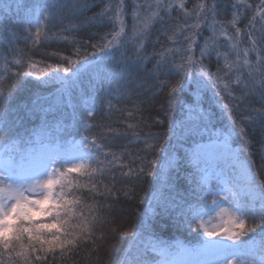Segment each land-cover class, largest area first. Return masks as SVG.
Segmentation results:
<instances>
[{
  "label": "snow or ice",
  "instance_id": "1",
  "mask_svg": "<svg viewBox=\"0 0 264 264\" xmlns=\"http://www.w3.org/2000/svg\"><path fill=\"white\" fill-rule=\"evenodd\" d=\"M91 6L89 0H60L57 3L45 0L44 3L35 5L34 10L19 21L25 26L21 29L26 33L23 37L5 23L7 16L5 22H0V29L7 32L9 42L23 39L33 46L42 40L53 38L68 40L69 37L58 33L50 36L49 26H54L58 17L61 21L68 17H79ZM177 6L184 11L186 18L195 16L197 22L169 25L168 27L173 30L167 38L174 45L184 32L200 28L202 16L206 22V12H210L213 17L216 15L215 4L209 7L204 0H199L191 11L185 7L184 0H178ZM12 7L13 4L0 0V10L5 13ZM16 7L19 9L20 4L17 3ZM172 8L173 3H166L165 0H150L145 5H136L132 13L133 26L129 34L124 19V0H120L118 4L114 6L107 4L99 13L85 18V24L97 21L102 23L107 18L112 25V30L104 34L102 42L91 44L93 49L91 53L86 50L82 52L80 45L73 38L69 42L77 43L73 53L75 58L61 55L60 62L56 65L39 67L38 63L28 61V70L19 72L9 66L11 63L23 67L24 61L19 56L10 62L6 57L3 58L0 66L5 72H10L14 80L11 85L5 87V77L0 76V135L10 136L13 126L24 117L40 116L42 113L44 127H48V110L42 108V98L39 96L34 95L29 102L12 109L16 114L15 119L12 118L9 106L14 91L18 87H23L24 77L34 76L41 84H58L57 91L62 100L65 97L71 99L72 92L79 86L82 77L90 73L94 74V79L99 81L101 88L107 85L109 95L113 92L123 95L125 90L130 91L128 85L134 80L133 69L138 74L146 68V62L149 60V57L144 55V48L154 24L160 21L162 30L167 34L168 28H163L162 12L170 14ZM257 16L260 21L258 29ZM239 19L240 17L234 13L230 21L231 27L235 29L234 36L229 35L223 28L219 32V36H224L230 42L229 48L235 53V59H229L230 53L223 54V67L227 70L223 75L221 69L210 72L203 63V58L210 56L219 46L215 23L211 26L212 35L200 48L199 58L192 54L195 43V33H192L183 37V41L187 42L186 48H164L161 52L155 53L158 57L156 64L148 70V74L157 79L161 72L166 76L176 77L175 82L162 81L160 88L156 90L159 92L165 87L168 89L165 102L160 107L167 115L166 132L169 142L178 127L186 129L190 135L207 130L213 116L211 111L203 107L209 83L216 89V95H220L223 90L235 102V108L239 109L244 105L243 112L247 113L237 121L233 116L234 109L228 104L223 105L231 125L221 133L222 139L217 138L209 145H197L184 158L195 169L190 179L192 194L204 200L208 196L212 197L210 202L189 205L191 222L199 224V227H193L192 231L202 232L206 238L200 241L199 248L195 250L198 255L205 257L197 264H264V180L260 178V169L253 171L256 165L253 159V142L248 132L249 127L255 129L258 126L264 133V55H261L264 52V0H261L257 12L249 21L250 47L243 49L240 48L242 30L237 26ZM78 27L77 24H70L61 32H72ZM253 32H258V35H253ZM129 44L132 46L131 55L128 54ZM250 53H256L255 62L249 59ZM173 54L180 55L179 62H176ZM220 56L217 51L218 60ZM105 57L115 59L110 65H106ZM33 69L38 71L33 72ZM233 85L240 89L239 96L234 95ZM142 95L146 99L140 100L132 109L126 111V119L135 122L127 123V128L123 132L124 136L131 133L133 139L129 143L142 141L144 144L143 149H138L134 157L126 150L120 153L113 152L110 144L99 142L96 136L90 139L88 133L93 127L90 123L83 125V134L78 140L56 138L44 143L43 136L35 140L29 136L23 141L29 147L22 151L19 148L20 140L13 139L6 146L5 154L0 156V264H34V259L45 260L48 253H54L56 250L62 255H67L76 249L79 241L92 239V227L96 223L114 222L102 216L106 209L111 210V205H105L96 198H118L120 193L114 190L117 168L120 169L121 182L125 186L143 177L151 178L158 186L149 197L150 209L152 202L162 213H170L172 209L179 207L173 198H165L158 193L165 188L175 190V185L171 182V173L179 168L180 158L175 152H170L165 144L159 142L160 134L141 135L144 126L150 127L144 123L140 115L143 111L142 105L149 98L147 92ZM255 102L261 106L255 107ZM96 106L97 97L89 94L84 100L85 116L82 119L91 120L96 115ZM107 107L109 110L114 107L111 100L107 101ZM178 114L186 115L187 119L178 120ZM157 123L163 124L164 121ZM106 132L116 137L122 135L119 128L110 125L107 126ZM234 139L241 141L240 147H232L231 142ZM259 152L261 169H264V141L260 144ZM125 155L129 156L132 162L139 161V167L134 168L130 163L123 162ZM150 155L155 158L149 160ZM211 160L217 162L226 160L231 168L229 178L221 179L218 176L215 186L206 167ZM124 168L128 170L123 171ZM109 177L113 181L111 186L104 183ZM133 191L134 188H128L123 191V195L131 200L133 196L130 193ZM85 192L92 199V204L87 206L90 219L85 217L83 210L77 211L84 203ZM140 202L145 201L141 198ZM212 213H215V216H212ZM206 215L210 217L209 223L211 219L216 218L224 220V217H227V220H224L223 225L209 228L204 221ZM249 220L257 222L249 226ZM138 227H146L143 220H139L138 225L133 226V237L136 236ZM116 231L113 229V234H116ZM119 235L123 236L125 233L119 232ZM99 239L103 240V235ZM156 250L154 246L153 251ZM117 264H145V261L139 255L131 260L121 256ZM159 264L187 262L173 259L163 260Z\"/></svg>",
  "mask_w": 264,
  "mask_h": 264
},
{
  "label": "trees",
  "instance_id": "2",
  "mask_svg": "<svg viewBox=\"0 0 264 264\" xmlns=\"http://www.w3.org/2000/svg\"><path fill=\"white\" fill-rule=\"evenodd\" d=\"M6 2L13 4V7L7 13L0 10V22H5V16H7L8 19L5 23L10 28H14L23 37L26 33L21 31V29L25 26L20 24L19 21L27 13L33 11L35 5L42 4L45 0H6ZM48 2L57 3L60 0H48ZM119 2L120 0H89L92 6L83 15L76 18L68 17L62 21L58 17L54 22V26H49V35L58 33L69 37L68 40L53 38L47 41L42 40L38 45L33 46L23 39H20L18 42H9L7 32L4 29H0V65L3 63V58L6 57L10 62L17 56L24 61V64L23 67H17L10 63L9 66L14 71L23 72L28 70V61L38 63L39 67H45L49 64L56 65L60 62L61 55L73 56L74 50L77 47V43L69 42L73 38L80 45L82 52L84 50L89 53L93 52L91 44L102 42V37L105 33L112 30V25L107 18L102 23L97 21L93 24H85V18L99 13L107 4L114 6ZM149 2L150 0H124V19L126 30L129 34H131L133 26L132 13L135 6L138 4L145 5ZM165 2L173 3L170 14L162 12L164 17L163 28H168V32L165 34L162 30L160 21L154 24L144 48V55L149 57V60L146 62V68L138 74L133 69L132 75L134 80L128 85L130 91L125 90L123 95L116 92L109 95L107 85L105 84L101 88L99 81L94 79V74L92 73L82 77L79 86L72 92L71 99L65 97L63 100L57 91L59 88L58 84H41L34 76L22 78L23 87H18L14 91V96L9 106L12 118L15 119L16 115L12 112V109L16 108L17 105L29 102L35 95L42 98L41 106L48 110V127H44L45 120L43 119V113L40 116L24 117L21 122L13 126L10 136L0 135V156L5 154L6 146L13 139L21 141L19 144L21 151L29 147V145L23 143L29 136L33 140L39 136H43L44 143H48L49 140H55L56 138H60L61 140H71L74 138L78 140L83 134V125L90 123L93 125L91 131L88 133L90 139L92 136H96L99 142L110 144L113 152L120 153L126 150V152L131 153L132 157H134L137 155L138 149H143L144 144L142 141L139 143H129L133 139L131 133L127 136L123 135V132L127 128V123L135 122L126 119V111L132 109L140 100H145L146 98L142 93L147 92L149 98L142 105L143 111L140 115L143 117L144 123L150 125V127L144 126L141 135L143 136L147 133L160 134L159 142L165 144L170 152H175L180 158L179 168L173 170L171 173V182L175 185V190L170 191L165 188L158 193V195H162L165 198H173L179 207L172 209L170 213H162L161 209L152 202V208L150 209L149 203L151 201L149 197L152 192L157 190L158 186L148 177L133 180L125 186L121 182L120 169L117 168V182L114 190L119 191L118 198H96L105 205H111V210L106 209L102 213V216L106 220L114 222L96 223L92 227L93 237L90 241H79L76 249L67 255H62L59 250H56L54 253H48L45 260L35 261L33 258L34 264H117L121 256H125L131 260L138 255L144 258L145 264H159V262L167 260L168 257L172 256L181 246L195 249L196 245L200 244V241L203 240L202 232L192 231L193 227L198 226L191 222L189 205H198L210 202V200L198 199L197 196L192 194L190 179L195 173V169L184 158L197 145H207L216 141L217 138L222 139L221 133L231 125L227 110L223 108V105L228 104L229 107L234 109L233 116L237 121L242 118V115H247V113L243 112L244 105H241L239 109L235 108V102L223 90H221L220 95H216V89L209 83L205 92L203 107L211 111L213 116L207 130H201L196 134L190 135L186 129L178 127L169 142L166 132L167 115L160 107L165 102L168 89L165 87L162 91L157 92L156 90L160 88L162 81L175 82L176 77L166 76L164 72H161L157 79L154 76H150L148 70L152 69L156 64L158 57L155 56V53L161 52L164 48H186L187 42L183 41V37L192 33H195L192 54L194 57L199 58L200 48L204 45L205 40L212 35L211 26L213 23H215L218 36L221 28L225 29L229 35L234 36L235 29L230 24L234 13L240 17L237 23V26L242 30L240 48L250 47L248 25L250 19L257 12V7L260 5L261 0H204L209 7L215 4V17L210 12H206V22H204L205 17L202 16L200 28L184 32L183 35L178 37V42L175 45L167 38L173 30L168 26L183 25L184 23L193 24L197 21L195 16L185 17L184 11L177 6L178 0H165ZM184 2L185 7L191 11L199 0H184ZM17 3L20 4L19 9L16 7ZM248 5H251V7H248ZM70 24H77L79 27L72 32H61L62 29H67ZM256 26L257 29L260 26L258 16ZM34 31L35 29L33 28ZM253 35H258V32H253ZM229 44L230 42L224 36H219L217 50L212 51L210 56L203 58V63L210 72H216L219 68L223 75V72L227 71L223 67V54L226 52L230 53L229 59H235V53L231 52ZM217 51L221 54L219 60L217 59ZM128 54H132L131 44L128 46ZM116 55L118 56L119 53ZM261 55H264V52ZM73 58L75 57L73 56ZM173 58L176 62H179L180 55L173 54ZM114 59L115 57H105V64L110 65ZM249 59L255 62L256 53H250ZM32 71L37 72L38 69H33ZM61 75L63 74L61 73ZM0 76L5 77V87L13 83L14 78L11 73L5 72L2 66H0ZM225 79H228V77H225ZM139 85H142V87ZM233 92L236 96L240 95V89L235 85H233ZM89 94L97 97L96 115L91 120L82 119L85 116L84 100ZM258 99L257 97L256 100L258 101ZM108 100H111L114 106L111 110L107 107ZM49 105H51L50 109ZM254 106L259 108L261 105L255 102ZM21 116H23V113H21ZM177 119L186 120L187 117L184 114H178ZM157 121H164V123L159 124ZM109 125L113 128H119L122 135L116 137L107 133L106 128ZM248 132L253 142V159L256 165L253 171L260 169V178L264 180V169H261V154L259 152L260 144L264 141V133L261 132L258 126L255 129L249 127ZM231 143L233 148H238L241 141L234 139ZM153 158H155L153 155L148 157L149 160ZM123 162L130 163L134 168L139 167V161L132 162L127 155L123 157ZM127 170V168L123 169V171ZM104 183L111 186L113 181L109 177L105 179ZM128 188H134V191L130 193L133 196L131 200L123 195V191ZM141 198L144 199V203L140 202ZM90 204H92V199L85 192L84 203L77 211L83 210L85 217L88 219H90V215L87 206ZM139 220H143L146 227H138L137 234L133 237V226L138 225ZM256 222L249 220L248 223L251 226ZM113 229L117 230L116 234H113ZM119 232H124L125 235L121 236ZM102 235L103 240L99 239ZM149 239L159 241L160 246L162 245V250L155 252L149 248ZM40 254L44 255L43 253Z\"/></svg>",
  "mask_w": 264,
  "mask_h": 264
},
{
  "label": "rangeland",
  "instance_id": "3",
  "mask_svg": "<svg viewBox=\"0 0 264 264\" xmlns=\"http://www.w3.org/2000/svg\"><path fill=\"white\" fill-rule=\"evenodd\" d=\"M209 144H207V145H209ZM202 167H205V166L202 165ZM206 167L208 170V174L212 179L213 186H215L216 178L218 176L221 179H227V178H229V176L231 174V168L229 167V162L226 160H221L219 162H217L215 160H211L206 165ZM221 195H223V193H221ZM211 199H212L211 196L207 197V200L211 201ZM211 215L215 216V213H212ZM209 220H210V217L208 215H206L204 217V221L206 223V226H208L209 228H212V227L217 226V225H223L224 220H227V217H224V220H221L219 218L211 219L210 223H209ZM195 224L199 227L198 222ZM202 237H203V240L206 239L203 236V234H202ZM149 240H150L149 248L153 249V247L155 246V248L157 249L156 250L157 252L162 250V245L160 246L159 241H157L155 239H149ZM226 243H231V242L226 241ZM199 246H200V244L196 245L195 249L181 246L180 249L178 251H176L172 256L168 257L167 260H173L174 259V260H178V261H185V262H187V264H197L198 261H202L205 259L204 256L198 255L195 251L196 249L199 248ZM229 258H231V257H229Z\"/></svg>",
  "mask_w": 264,
  "mask_h": 264
}]
</instances>
